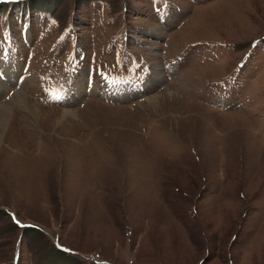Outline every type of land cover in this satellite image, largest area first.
<instances>
[{"label":"rangeland","instance_id":"1","mask_svg":"<svg viewBox=\"0 0 264 264\" xmlns=\"http://www.w3.org/2000/svg\"><path fill=\"white\" fill-rule=\"evenodd\" d=\"M2 75L0 264H264V0H0Z\"/></svg>","mask_w":264,"mask_h":264},{"label":"bare ground","instance_id":"2","mask_svg":"<svg viewBox=\"0 0 264 264\" xmlns=\"http://www.w3.org/2000/svg\"><path fill=\"white\" fill-rule=\"evenodd\" d=\"M157 67V66H156ZM158 70L155 68V71H153V74H154V79H155V83L159 80H161L162 79V77H158L159 75H158ZM2 78H0L1 80H3L5 77H4V75H2L1 76ZM8 79V78H7ZM87 81V80H86ZM4 88V84H3V82L2 81H0V91H2V89ZM94 88V87H93ZM92 88V89H93ZM91 89V90H92ZM15 97H17V100L18 99H20L21 101H20V103H24V104H26V97L25 96H23V94L22 93H20V92H18V93H16V95H15ZM26 106V105H25ZM29 111V110H28ZM30 112L31 113H33V115L35 114V111H34V109H30ZM64 113V115L63 116H67V114L68 113H70L69 111H63ZM36 115V114H35ZM34 115V116H35ZM10 116H11V114H10V110H9V107H8V104H2L1 106H0V135L2 134V132H3V129H4V127H5V125H6V123L9 121V118H10ZM2 137V136H1Z\"/></svg>","mask_w":264,"mask_h":264}]
</instances>
